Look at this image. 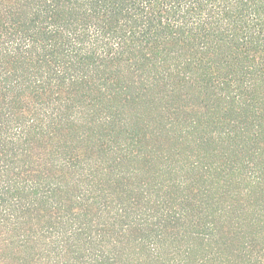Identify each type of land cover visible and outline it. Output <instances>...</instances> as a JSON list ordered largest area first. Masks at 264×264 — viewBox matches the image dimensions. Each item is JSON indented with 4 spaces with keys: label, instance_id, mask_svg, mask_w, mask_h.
<instances>
[{
    "label": "trees",
    "instance_id": "obj_1",
    "mask_svg": "<svg viewBox=\"0 0 264 264\" xmlns=\"http://www.w3.org/2000/svg\"><path fill=\"white\" fill-rule=\"evenodd\" d=\"M0 264H264V0H0Z\"/></svg>",
    "mask_w": 264,
    "mask_h": 264
}]
</instances>
